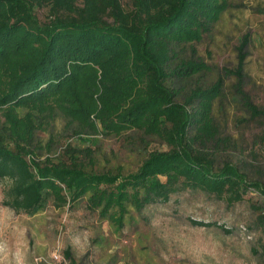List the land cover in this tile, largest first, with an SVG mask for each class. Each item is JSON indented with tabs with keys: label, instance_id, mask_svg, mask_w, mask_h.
I'll list each match as a JSON object with an SVG mask.
<instances>
[{
	"label": "trees",
	"instance_id": "obj_1",
	"mask_svg": "<svg viewBox=\"0 0 264 264\" xmlns=\"http://www.w3.org/2000/svg\"><path fill=\"white\" fill-rule=\"evenodd\" d=\"M192 4L193 0H128L125 5L121 0H0V178L9 180L5 206L32 214L49 190L63 202L87 194V205L98 208L101 216L109 217L110 208L117 207L113 220L120 222L128 197L138 207L164 202L181 187L214 193L228 204L241 200L248 187L264 197V187L256 181L246 180L229 163L215 165L190 144L215 138L210 110L221 87L217 77L209 86L191 88L182 96L172 85V77L187 79L204 67L177 56L178 44L198 41L210 27L203 16L192 15ZM35 8H45L43 20ZM245 41L243 36L237 46V81L243 77ZM50 96L44 111L53 104L83 125L92 122V115L105 134L142 130L161 136L169 148L148 152L126 174L89 172L74 157L35 161L29 157L34 117L23 115L21 125L15 107ZM243 98L251 114L259 113ZM50 180L62 184L68 198L61 197L59 186ZM63 254L68 257L67 250Z\"/></svg>",
	"mask_w": 264,
	"mask_h": 264
},
{
	"label": "rangeland",
	"instance_id": "obj_2",
	"mask_svg": "<svg viewBox=\"0 0 264 264\" xmlns=\"http://www.w3.org/2000/svg\"><path fill=\"white\" fill-rule=\"evenodd\" d=\"M121 2L125 5L128 0ZM45 11L35 8L34 13L43 20ZM190 12L197 19L203 16L210 27L198 41L178 44L177 56L204 67L187 79L172 77V85L183 96L191 88L209 86L217 77L221 81L210 110L215 138L190 144L215 165L229 163L246 180L264 187V0H193ZM243 36V77L237 81L233 71ZM243 97L259 113L251 114ZM51 98L15 107L21 125L23 115L34 117L29 157L35 161L74 157L89 172L126 174L148 152L169 148L161 136L142 130L105 134L92 115V122L83 125L53 104L44 111ZM52 182L59 186L60 196L68 198L67 189ZM8 186L9 180L0 178V264H33L35 256L54 248L68 264H264V197L253 187L233 204L190 187H181L164 202L138 207L126 195L119 222L113 220L117 207L110 208L109 217L101 216L98 208L87 205V194L63 202L52 190L36 212H15L2 203ZM190 220L212 225L195 226Z\"/></svg>",
	"mask_w": 264,
	"mask_h": 264
},
{
	"label": "built area",
	"instance_id": "obj_3",
	"mask_svg": "<svg viewBox=\"0 0 264 264\" xmlns=\"http://www.w3.org/2000/svg\"><path fill=\"white\" fill-rule=\"evenodd\" d=\"M33 264H68L62 253L54 248L47 255H38L33 258Z\"/></svg>",
	"mask_w": 264,
	"mask_h": 264
}]
</instances>
